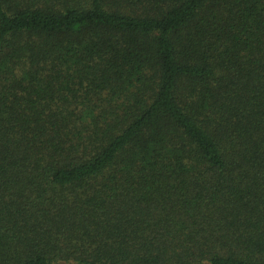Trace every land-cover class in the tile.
I'll list each match as a JSON object with an SVG mask.
<instances>
[{
    "label": "trees",
    "instance_id": "16d2710c",
    "mask_svg": "<svg viewBox=\"0 0 264 264\" xmlns=\"http://www.w3.org/2000/svg\"><path fill=\"white\" fill-rule=\"evenodd\" d=\"M0 264H264V0H0Z\"/></svg>",
    "mask_w": 264,
    "mask_h": 264
}]
</instances>
